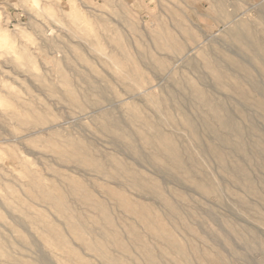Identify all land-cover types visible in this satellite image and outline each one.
Instances as JSON below:
<instances>
[{
    "label": "rangeland",
    "instance_id": "1",
    "mask_svg": "<svg viewBox=\"0 0 264 264\" xmlns=\"http://www.w3.org/2000/svg\"><path fill=\"white\" fill-rule=\"evenodd\" d=\"M244 23L263 41L264 0H0V264H264V61L234 40Z\"/></svg>",
    "mask_w": 264,
    "mask_h": 264
},
{
    "label": "bare ground",
    "instance_id": "2",
    "mask_svg": "<svg viewBox=\"0 0 264 264\" xmlns=\"http://www.w3.org/2000/svg\"><path fill=\"white\" fill-rule=\"evenodd\" d=\"M230 17V16H229ZM228 17V18H229ZM226 19V18H225ZM231 19V18H230ZM244 22V21H243ZM243 26V30L241 29H235L233 32V38L234 40H236L237 42H239L243 47H247L248 50V46H252L254 48H256L257 53L259 54V57L262 59V61H264V30H262L260 32L262 39H259L258 34L256 32H254L251 27L248 24H242ZM233 30V29H232ZM248 31V32H247ZM245 52V51H244ZM246 53V52H245ZM244 53V54H245ZM256 53V54H257ZM28 54V53H27ZM28 56V55H27ZM249 56V55H248ZM256 56V55H255ZM257 61V60H256ZM232 63V62H231ZM235 65H239L241 68H245L244 65L242 64H238L237 62H235ZM260 64V63H259ZM262 67L264 66V63H262ZM205 65L208 69H210V71L212 72V74L214 75L215 80L217 81V83L221 84L222 79H223V73L218 69V66L212 61L211 58L206 57L205 58ZM264 68V67H263ZM248 70V69H246ZM244 71V70H243ZM249 71V70H248ZM250 72V71H249ZM248 72V73H249ZM247 74V73H245ZM250 74V73H249ZM249 74H247V77L249 76ZM245 78V77H244ZM236 79V77H235ZM239 79V78H238ZM197 87V86H196ZM233 87L235 90H237L240 93V96L242 97V100H249L251 98L252 94L250 92V97L248 96V93L245 89L241 88L238 84L237 81L233 82ZM255 87L259 88V85L255 83ZM260 89V88H259ZM192 91V90H191ZM200 98L205 101V105L207 106L209 112L217 119L218 121V125L220 128V130H222L223 132L220 134V137H222L223 141L225 142H229L231 143L234 148L238 149L240 152H244L245 150V146L242 143V141H235V142H231L230 138H229V133L233 132V131H240V129L238 128V126L236 125V123L234 122L233 118L226 112L224 105L218 101V102H212L208 96L206 95V93L204 94L201 90H199L198 88L195 90ZM254 91V90H253ZM261 91V90H260ZM262 92V91H261ZM264 92V91H263ZM196 93V94H197ZM176 96V95H175ZM197 96V95H195ZM253 99V98H252ZM225 103V102H224ZM202 104V103H201ZM258 106H260L263 110H264V99L261 101H258ZM256 105V106H257ZM204 108V107H203ZM207 111V110H206ZM262 112V111H261ZM167 113V112H166ZM136 114V113H135ZM263 114V113H262ZM168 117V115H166ZM248 119V118H247ZM188 121V120H187ZM148 123V122H147ZM217 123V122H216ZM146 124V122L144 123ZM147 125V129H148V133H143L142 134V139L149 144H153V143H157L159 144L162 154L164 156L167 157L168 163H169V170L170 172H174V171H182L185 173V175H187V173L190 171V169L188 168V164L187 161L185 160V158L183 157L181 150H179L177 144L175 143L174 139L167 134H164L159 127L156 124H146ZM144 125V126H146ZM252 126V125H251ZM195 127V126H194ZM241 127V126H240ZM192 128V127H191ZM196 129V128H195ZM217 134V133H216ZM215 134V136H217ZM242 135V134H241ZM233 136V135H232ZM217 138V137H216ZM243 139V138H242ZM245 139V138H244ZM221 141V140H220ZM246 141V140H245ZM244 141V142H245ZM221 143V142H220ZM230 144V145H231ZM223 145V144H222ZM257 145V144H256ZM217 146V145H216ZM220 147V146H217ZM260 149L264 151V142L260 144ZM215 149H217L215 147ZM221 150V149H220ZM223 150V149H222ZM255 150V148H254ZM253 150V151H254ZM220 158L221 161H224L227 157L225 156L224 153L219 152L217 150H215ZM214 151V152H215ZM237 151V150H236ZM251 151V150H250ZM252 151V152H253ZM212 152V151H211ZM226 152V151H225ZM256 152V151H255ZM258 153V151H257ZM256 153V154H257ZM188 154V153H187ZM255 153H253L254 155ZM261 154V153H260ZM259 155V154H258ZM187 157V156H186ZM192 158L195 159L197 158V155H193ZM260 158V157H259ZM262 158V157H261ZM199 160V158H197ZM196 159V160H197ZM197 160V161H198ZM201 160V159H200ZM202 161V160H201ZM202 163V162H201ZM238 163V162H237ZM237 163H235L234 166H232L233 168H235V170L241 174L243 173V167L241 168V166H239ZM229 164V163H228ZM98 166V165H97ZM230 167V166H228ZM230 170L232 168H229ZM246 171V170H245ZM167 172V171H166ZM230 173V172H229ZM235 173V172H234ZM236 174V173H235ZM244 174V173H243ZM242 174V175H243ZM234 175V174H233ZM237 175V174H236ZM246 175V173L244 174V176ZM247 176V175H246ZM188 178V175H187ZM248 178V176H247ZM133 179L135 182H137L140 186L142 187H147L148 184L146 181L142 180L140 177H138L137 175L133 176ZM199 179V178H198ZM183 180V179H182ZM246 180V178H245ZM241 181V180H240ZM239 181V182H240ZM197 183V182H196ZM198 185L205 190V192H207V194H210L211 191L215 190L214 186L215 183L210 181V186H207L206 184L202 183V182H198ZM250 185V184H249ZM216 188V187H215ZM219 188V187H218ZM48 189V188H47ZM250 190H253V188L250 186ZM214 192V191H213ZM253 192V191H252ZM217 193V192H216ZM218 194V193H217ZM216 194V195H217ZM212 195V194H211ZM50 196V195H49ZM213 196V195H212ZM217 197V196H216ZM60 201V200H59ZM67 204V203H66ZM71 209V208H70ZM140 213V212H139ZM142 218V217H141ZM147 222V221H146ZM78 224V223H77ZM150 224V223H149ZM71 225L76 229V231L78 233H80L81 229H79V227L76 226V224H74L73 222H71ZM148 225V224H147ZM152 227V226H150ZM57 232V231H56ZM169 232V231H168ZM77 233V234H78ZM59 234V233H58ZM56 236V235H55ZM60 236V235H59ZM60 238V237H59ZM62 238V237H61ZM63 240V239H62ZM60 242V241H59ZM90 242V241H89ZM64 243V242H63ZM171 243L173 246H175L178 250H181V245L174 240H171ZM62 244V243H61ZM95 247V246H94ZM147 252V251H146ZM102 253V252H100ZM149 258L153 259V256L151 254H149ZM250 262V261H249Z\"/></svg>",
    "mask_w": 264,
    "mask_h": 264
}]
</instances>
